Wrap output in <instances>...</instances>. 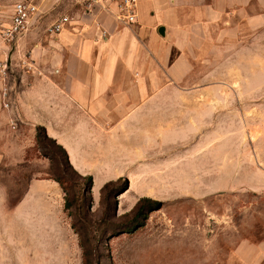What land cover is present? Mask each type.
Returning a JSON list of instances; mask_svg holds the SVG:
<instances>
[{
	"label": "rangeland",
	"instance_id": "374dc122",
	"mask_svg": "<svg viewBox=\"0 0 264 264\" xmlns=\"http://www.w3.org/2000/svg\"><path fill=\"white\" fill-rule=\"evenodd\" d=\"M156 108L101 190L47 140L1 154L0 264H237L239 241L264 238V23L220 40ZM140 197L157 202L144 219Z\"/></svg>",
	"mask_w": 264,
	"mask_h": 264
},
{
	"label": "crops",
	"instance_id": "0c3cea01",
	"mask_svg": "<svg viewBox=\"0 0 264 264\" xmlns=\"http://www.w3.org/2000/svg\"><path fill=\"white\" fill-rule=\"evenodd\" d=\"M16 1L0 0V28ZM58 1L43 0L13 45L0 37V91L11 87L19 121L11 127L0 96V158L13 143L33 146L42 126L78 174L102 177L98 187L122 159H135V137L151 134L156 107L195 64L220 40L264 23V0H137L130 25L79 6L51 35L45 28L65 14ZM232 253L237 264H264V238L241 240Z\"/></svg>",
	"mask_w": 264,
	"mask_h": 264
},
{
	"label": "built area",
	"instance_id": "2783aa9c",
	"mask_svg": "<svg viewBox=\"0 0 264 264\" xmlns=\"http://www.w3.org/2000/svg\"><path fill=\"white\" fill-rule=\"evenodd\" d=\"M43 0H17L12 5L8 22L0 28V37L7 45L24 35L39 18V5ZM80 7L85 13L107 12L120 25H130L135 22L137 0H79ZM67 14L58 16L45 28L48 34L55 35L70 22ZM4 75V71H2ZM11 87L5 86L0 91L2 107L11 113L9 122L14 127L17 107L11 97Z\"/></svg>",
	"mask_w": 264,
	"mask_h": 264
},
{
	"label": "trees",
	"instance_id": "16d2710c",
	"mask_svg": "<svg viewBox=\"0 0 264 264\" xmlns=\"http://www.w3.org/2000/svg\"><path fill=\"white\" fill-rule=\"evenodd\" d=\"M49 141V142H52L56 145V148L59 150V153H60V156H61V161H62V164L63 165H66L68 166L70 169H72L73 171H75L71 165L69 164L68 162V159H67V155L64 151V149L59 145L57 144L52 138L48 137L46 134H45V131H44V128L42 126H35V134H34V145L36 144V146L38 148L42 147V142L43 141ZM40 154L42 156H45L47 155L46 153L44 152H41L40 151ZM50 159V157H48ZM76 172V171H75ZM77 173V172H76ZM78 174V173H77ZM78 177H84V179L87 181L88 183V187L91 186V176L90 175H85V176H82L80 174H78ZM54 179V178H53ZM55 181H57V179H54ZM110 181H106L102 184L101 189H103L104 187H106L108 185ZM92 188V186H91ZM91 190V189H90ZM70 206V203L68 201V199H64V203H63V207L64 208H68ZM148 207L147 211H150L152 209H156L157 207V202L153 201V200H150L149 198H146V197H140L138 200H137V207H136V210H135V213H134V218L140 216L142 217L143 219L146 218V216L143 214L144 212L142 211V209L144 207ZM139 221V220H138ZM142 225V222H134V224L132 226H124L123 228H121L122 230H120V232H130L132 231L134 228L136 227H139ZM113 233H118L117 231L113 232ZM114 235V234H113ZM78 245L79 247L81 248V255H82V259L83 261L86 259V256H87V252L84 248V244L81 240H79L78 242ZM84 264V263H82Z\"/></svg>",
	"mask_w": 264,
	"mask_h": 264
},
{
	"label": "bare ground",
	"instance_id": "6f19581e",
	"mask_svg": "<svg viewBox=\"0 0 264 264\" xmlns=\"http://www.w3.org/2000/svg\"><path fill=\"white\" fill-rule=\"evenodd\" d=\"M99 180V179H98ZM98 180H97V182H98Z\"/></svg>",
	"mask_w": 264,
	"mask_h": 264
}]
</instances>
